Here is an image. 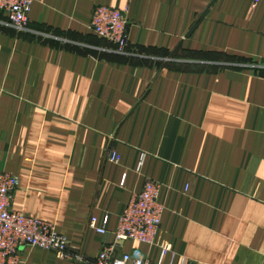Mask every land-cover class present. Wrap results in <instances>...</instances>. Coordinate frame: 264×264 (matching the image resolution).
<instances>
[{
    "label": "crops",
    "instance_id": "0c3cea01",
    "mask_svg": "<svg viewBox=\"0 0 264 264\" xmlns=\"http://www.w3.org/2000/svg\"><path fill=\"white\" fill-rule=\"evenodd\" d=\"M96 6L128 9L125 53L90 29ZM0 174L85 260L23 248L20 264L93 262L108 237L89 220L112 234L146 181L157 244L122 252L264 264V0H35L24 31L0 12Z\"/></svg>",
    "mask_w": 264,
    "mask_h": 264
},
{
    "label": "built area",
    "instance_id": "2783aa9c",
    "mask_svg": "<svg viewBox=\"0 0 264 264\" xmlns=\"http://www.w3.org/2000/svg\"><path fill=\"white\" fill-rule=\"evenodd\" d=\"M35 0H0V12L7 18V24L24 31L28 24V14ZM258 1V0H256ZM128 9L96 6L92 12L90 29L100 38L112 43L120 54L128 48ZM107 159L117 163L119 157L107 152ZM19 187V178L0 174V264H20L23 248H38L52 252L60 260L74 258L85 262L70 248L67 239L58 234L54 224L26 215L12 208L14 193ZM160 185L146 181L142 190L132 195L119 217L116 230L108 235L105 230L107 218L101 227H96V219L89 220V228L108 237L93 262L87 264H147L145 255L138 249L122 252L127 242L155 245L163 206L159 202ZM110 237V238H109ZM171 253L167 245L160 244L158 264H162ZM173 258V256H171Z\"/></svg>",
    "mask_w": 264,
    "mask_h": 264
},
{
    "label": "water",
    "instance_id": "95a60500",
    "mask_svg": "<svg viewBox=\"0 0 264 264\" xmlns=\"http://www.w3.org/2000/svg\"><path fill=\"white\" fill-rule=\"evenodd\" d=\"M194 28H195V27H193L192 30H190V32L187 34L186 37H189V36L191 35V33H192V31L194 30Z\"/></svg>",
    "mask_w": 264,
    "mask_h": 264
}]
</instances>
